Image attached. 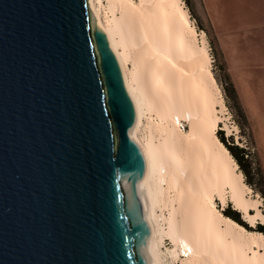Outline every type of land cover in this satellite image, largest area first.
<instances>
[{
	"label": "water",
	"instance_id": "obj_1",
	"mask_svg": "<svg viewBox=\"0 0 264 264\" xmlns=\"http://www.w3.org/2000/svg\"><path fill=\"white\" fill-rule=\"evenodd\" d=\"M135 121L88 0H0V264H157Z\"/></svg>",
	"mask_w": 264,
	"mask_h": 264
},
{
	"label": "bare ground",
	"instance_id": "obj_2",
	"mask_svg": "<svg viewBox=\"0 0 264 264\" xmlns=\"http://www.w3.org/2000/svg\"><path fill=\"white\" fill-rule=\"evenodd\" d=\"M97 2L88 0L117 52L135 105L130 134L144 158L146 223L157 264H162L158 243L165 235L173 245L169 255L179 264H264V249H254L264 233L246 229L214 204L215 193L226 204L228 187L246 220L255 222L263 214L260 199L247 195L250 187L216 135L221 116L215 103L222 99L216 96L206 44L195 43L182 0ZM102 11L111 15L104 20ZM146 112L149 128L142 139L135 130ZM181 120L188 122V131L179 128ZM156 207L167 214H157Z\"/></svg>",
	"mask_w": 264,
	"mask_h": 264
},
{
	"label": "rangeland",
	"instance_id": "obj_3",
	"mask_svg": "<svg viewBox=\"0 0 264 264\" xmlns=\"http://www.w3.org/2000/svg\"><path fill=\"white\" fill-rule=\"evenodd\" d=\"M97 1L94 0L95 4L98 5ZM101 2L107 4V0H101ZM182 5L187 11L191 26L195 30L193 35L195 43L198 45L206 44L209 54V67L215 78L216 96L222 99V106L220 101L215 103L217 104V113L221 116L215 131L223 129L224 136L232 137L235 144L249 147L253 164L259 162L264 172V0H182ZM118 9L115 10L116 15L121 14L120 9ZM110 15L109 11L106 13L102 11L104 20ZM212 42H214V46ZM111 48L117 56L116 50L112 46ZM117 59L119 61V58ZM221 62L224 63L229 73L245 111L250 133H248L249 130H243L239 126L240 117L237 115L234 103L226 89L227 85L223 81ZM128 63L130 68L132 64L130 61ZM119 64L123 74L120 61ZM149 115L148 112L143 115L141 124L135 130L136 135L142 139L148 133L149 127L146 123V117ZM152 119L153 121L157 119L155 112L151 113ZM145 126L147 127L145 128ZM179 128L182 131H188V122L181 120ZM235 169L241 172L238 164ZM242 176L246 183L243 173ZM246 184L250 187L247 195L253 199H260L259 208L263 214L262 216L257 215L255 222L245 219L243 209L230 199L228 187L225 188V194H227L225 205L222 204L216 193L213 200L221 212L222 208L230 203L240 211L241 219L250 228L243 226L248 230H254L253 227L256 222L264 223V199L257 186L253 187L248 183ZM155 209L157 214H167L166 208L156 207ZM249 211L255 213L256 209L252 208ZM160 222L164 225L161 219ZM259 241L260 245L254 243V249L263 251L264 240ZM172 246L171 239L166 235L158 243L162 264H179L177 259L175 260L169 255V249Z\"/></svg>",
	"mask_w": 264,
	"mask_h": 264
},
{
	"label": "trees",
	"instance_id": "obj_4",
	"mask_svg": "<svg viewBox=\"0 0 264 264\" xmlns=\"http://www.w3.org/2000/svg\"><path fill=\"white\" fill-rule=\"evenodd\" d=\"M212 44L214 46V42H212ZM220 67L222 68L223 71V81L227 85L226 89L234 103V107L236 108L237 115L240 117L239 126L243 130L245 129L249 130V122L246 117L245 111L241 105L236 89L233 85V82L223 62H221ZM248 133H250V130L248 131ZM216 135L218 136L219 140L228 149L232 157L235 159L239 169L241 170V172L245 177L246 183H248L253 187L257 186V189H259L264 199V172L259 162H255V164H253L252 154L249 147L246 148L245 146L235 144L232 137L228 138L224 136L223 129H217ZM222 213L225 216H228L234 221H236L238 224L249 227L241 219L240 211L234 208L230 203H228L225 207L222 208ZM253 229L264 233V223L256 222Z\"/></svg>",
	"mask_w": 264,
	"mask_h": 264
}]
</instances>
